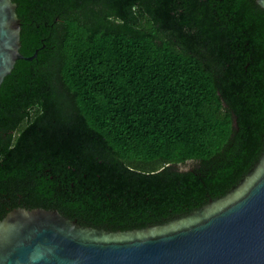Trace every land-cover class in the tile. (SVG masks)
<instances>
[{
	"label": "trees",
	"instance_id": "16d2710c",
	"mask_svg": "<svg viewBox=\"0 0 264 264\" xmlns=\"http://www.w3.org/2000/svg\"><path fill=\"white\" fill-rule=\"evenodd\" d=\"M12 1L19 53H37L0 84V220L37 208L145 228L220 198L258 160L255 0Z\"/></svg>",
	"mask_w": 264,
	"mask_h": 264
},
{
	"label": "water",
	"instance_id": "95a60500",
	"mask_svg": "<svg viewBox=\"0 0 264 264\" xmlns=\"http://www.w3.org/2000/svg\"><path fill=\"white\" fill-rule=\"evenodd\" d=\"M15 9L0 0V84L37 53L20 55ZM0 264H264V145L226 194L165 223L108 232L53 210L15 208L0 220Z\"/></svg>",
	"mask_w": 264,
	"mask_h": 264
},
{
	"label": "rangeland",
	"instance_id": "374dc122",
	"mask_svg": "<svg viewBox=\"0 0 264 264\" xmlns=\"http://www.w3.org/2000/svg\"><path fill=\"white\" fill-rule=\"evenodd\" d=\"M190 168H191V164L190 163H186L184 165H178L177 166V170L181 171V172L188 171V170H190Z\"/></svg>",
	"mask_w": 264,
	"mask_h": 264
}]
</instances>
